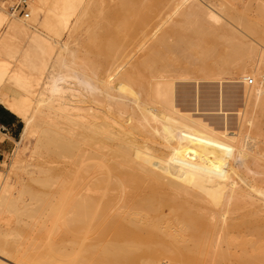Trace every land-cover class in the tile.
<instances>
[{
    "label": "bare ground",
    "instance_id": "bare-ground-1",
    "mask_svg": "<svg viewBox=\"0 0 264 264\" xmlns=\"http://www.w3.org/2000/svg\"><path fill=\"white\" fill-rule=\"evenodd\" d=\"M7 2L0 0V104L25 127L12 152L14 162L6 171L0 170V264H264V167L260 165L264 138L262 145L256 142L264 136V84L257 79L248 84L252 78L244 73L246 64L240 70L236 66L235 80L240 82L234 83L245 84L244 97L254 101L257 116L249 121L254 132L242 131L245 119L241 115L239 132L229 133L231 124L224 129L212 117L196 118L195 113L194 118L195 104L187 108L196 106L190 109L192 114L181 113L175 105L178 99L188 102L191 98L185 92L188 89L184 87L183 92L182 85L176 87V80L191 77L178 74V49L185 43L178 30L180 0H123L117 17L121 21L112 24L110 16L107 24L97 25L95 36L101 30L94 38L99 42L98 58L84 59L75 56L67 41L59 45L60 52H54L55 42L49 49L50 38L31 28V20L38 8L49 6L61 17L66 32L75 18L71 30H76L89 17L93 0H32L21 16L13 13V7L12 13L5 11L2 4ZM210 9L191 5L183 16L195 20L196 33H204L206 19L220 21V14ZM153 21L169 28L159 36L155 33L157 37L152 35L146 53L130 64L134 52H125L129 49L123 50L122 43L133 42L137 30L145 34ZM22 35L29 40L20 39ZM27 40L40 48L39 65L29 60L30 48L19 47ZM87 49V54L93 52ZM43 53L50 56L43 58ZM81 61L86 66L78 68ZM258 62L264 66V53ZM73 75L79 88L69 82ZM178 88L181 97L176 99ZM204 94L208 101L213 97ZM219 97L216 105L208 101L203 105L200 96L201 103L196 102L198 107L215 106L212 113H225L227 99L223 93ZM32 139L33 163L26 161L39 170L35 182L48 191L22 186L13 194L11 173L24 161L22 144ZM239 154L245 159L242 174L236 169ZM20 158L23 161L18 163ZM54 164L64 166L58 169ZM15 224L29 225L45 235L47 254L12 241V233L18 232ZM61 229L63 238L58 237Z\"/></svg>",
    "mask_w": 264,
    "mask_h": 264
},
{
    "label": "rangeland",
    "instance_id": "rangeland-1",
    "mask_svg": "<svg viewBox=\"0 0 264 264\" xmlns=\"http://www.w3.org/2000/svg\"><path fill=\"white\" fill-rule=\"evenodd\" d=\"M8 2L3 5L2 4V8L5 9V11L7 12H11V9L12 7L14 8V11L13 13H16L17 15L21 16L23 15L24 13H26L32 6L31 4V1L32 0H7ZM123 0H93L92 4H91V10L89 11V17L87 19L84 20V23L79 26L78 28H76V30H71L73 25L75 24V18L72 19L69 23V29H68V32L65 31V28L63 27V22H62V19L61 17L58 15V13H56L52 7H49V6H43V7H40L38 8L37 11H35V15L33 17V19L31 20V28L33 29H37V31H39V33H43V35L45 37H48V39L51 41L49 42L48 40V43L49 45H47L49 47V49L52 48V46H54V44L58 43L57 47H56V51L54 50V52H60L62 51V49L60 50L59 49V45H60V48L61 46L63 47V44L64 42L66 43V41L68 42V46L70 47V49L76 51V53L78 54V56L75 54V56L79 59V58H98L96 57L95 55V52L97 50V46L99 44L98 40L95 41L94 38L99 36L100 35V31H98V34H96L95 36V31H97V25L99 24H107V17H113V21H112V24L114 22V24H116V22H119L121 21V19L117 20V17L118 15L120 14L119 12V5L120 3L122 2ZM183 0H180V3H179V6L178 7H181V8H178V24H179V32H181V37L185 40V43L184 44H181L179 47L178 50L179 53H178V61L182 62H178V65L180 68H178V74H182L185 75L186 78H190L188 80H176V87L177 86H181V90L184 92L183 88L185 87V89H188V90H185V92H189V94L191 95V98L190 100L187 102L185 99L181 100V99H178L179 97H181L180 93L181 92H177L176 90H179L180 91V88L178 89H175L176 93L175 94H179L177 95V98L178 99V102L177 100L175 99V105H179V107H177L178 110H180L181 108V113H185V112H189L190 114H192L193 112V117L196 113L197 117L196 118H201V119H208V120H214V122L217 121V123H219L220 125V128L223 127L225 129L226 125L225 124H231L230 126H227L229 127V133H232V132H239V126H238V119H242V117H240L241 115L243 116V119H245V122H244V125L245 126L243 127L242 131L245 132V133H253L254 130L252 129V124L249 123L250 119H251V122H253V120H255L256 118V113H257V110L256 108L251 105V102H254V101H250L248 102V100L244 97V85L245 84H235L234 82L236 81V83L240 82V81H237L235 80L236 78H238L237 74H238V71L241 69L242 65H245V68H244V73L247 75V76H250L252 78V80L248 81V84L251 85L253 84L254 82V79H257L259 81V83H261L262 85L264 84V66H262L260 64L259 66V62H258V59H259V55L261 53H264V0H189L187 1V3H183L182 2ZM192 1V2H191ZM200 1V2H198ZM27 2V3H26ZM202 2V3H201ZM197 3V4H196ZM79 4H80V1H79ZM185 4V5H184ZM195 4V5H194ZM192 5V7H198V6H201V8H203L204 10H206V8H213L212 10L220 15V21L217 23V22H211L210 21H207L206 19V22H204V27H205V32H201V33H196L195 29L196 27H192V25H194V19H189V20H186L185 16H183L187 11L188 9L190 8V6ZM216 5V6H215ZM222 5V6H221ZM183 6V7H182ZM208 6V7H206ZM188 7V8H187ZM217 7V8H216ZM185 9V10H184ZM193 9V8H192ZM210 9V10H211ZM215 9V10H214ZM182 11V12H181ZM182 17V19H181ZM176 17L174 16L173 19H175ZM204 19V18H203ZM183 20V22L181 21ZM74 21V22H73ZM186 21V22H184ZM204 21V20H203ZM224 21V23H223ZM154 22V23H153ZM149 26H151V28L149 27V29L147 30L146 29V32L145 34L142 32V31H139L137 30V32L135 33V36L134 38L136 39V41L133 40L132 41H124L122 43V49L126 48V49H129L128 51L125 50V52H129V53H133L132 54V59H130L129 63L130 64H134L136 63V61H138V59H140V57L142 55H144V53H146L147 51V48L148 46L150 45V40L154 37H157L159 35H161L165 30H167L169 28V25L168 24H162L159 26V21H153ZM156 22V23H155ZM74 23V24H73ZM184 23V24H183ZM186 23V24H185ZM200 23V21H199ZM215 23H217L215 25ZM220 23V24H219ZM223 23V24H222ZM229 23V24H228ZM154 24V26L152 25ZM158 24V25H157ZM210 24V25H209ZM220 25V26H219ZM160 28H158V27ZM168 28H167V27ZM186 26V27H185ZM190 28H189V27ZM210 26V27H209ZM214 26V27H213ZM71 27V28H70ZM147 27V26H146ZM183 27V28H182ZM213 27V28H212ZM224 27V28H223ZM64 28V29H63ZM153 28V29H152ZM163 28V29H162ZM210 28V29H209ZM221 30H220V29ZM157 29V30H156ZM189 29V30H188ZM64 30V32H63ZM195 30V31H194ZM216 30V31H215ZM73 31V32H72ZM157 31V32H156ZM183 31V32H182ZM72 32V33H71ZM85 35H83V33ZM161 32V33H160ZM189 32V34H188ZM212 32V33H211ZM235 32V34H234ZM64 33V34H63ZM143 35H142V34ZM147 33H150V34H147ZM156 33V35H154ZM159 33V34H158ZM214 33V34H213ZM63 34V35H62ZM67 34V35H66ZM195 34V35H194ZM237 34V35H236ZM83 35V36H81ZM138 35H141L139 36V38L137 37ZM147 35V39L148 40H142V36H145ZM150 35V36H149ZM154 35V36H152ZM198 35V36H197ZM201 35V36H200ZM209 35V36H208ZM236 37H235V36ZM152 36V38H151ZM206 36V37H205ZM211 36V37H210ZM224 36V37H223ZM232 38H230V37ZM25 37V36H24ZM23 35L20 36L19 38L21 39H28L27 37L24 38ZM214 37V38H213ZM73 38V39H72ZM87 38H91L92 41H88ZM144 38V37H143ZM200 38V39H198ZM221 38V39H220ZM234 38V39H233ZM242 38V39H241ZM68 39V40H67ZM85 39V40H84ZM198 39V40H197ZM204 39V40H203ZM207 39V40H205ZM29 40V39H28ZM27 40V43L26 45H19V47L23 48L24 46L26 47V50L27 48H30V57L31 60L34 64L33 66L35 65H39V62L38 60H41V57H40V48L38 45H36L37 47H34V43L30 40V42H32L31 44H29L30 42ZM63 41V43H61V41ZM84 40V41H83ZM139 40V41H138ZM188 40V41H187ZM190 40V41H189ZM246 42H245V41ZM72 41V42H71ZM74 41V42H73ZM82 41V42H81ZM147 41V42H145ZM195 43H194V42ZM202 41V42H201ZM204 41V43H203ZM208 41V42H207ZM226 41V42H225ZM244 41V42H243ZM52 42H55V43H52ZM62 44H60V43ZM87 44H86V43ZM137 42V43H136ZM187 42V43H186ZM206 42V43H205ZM211 42V43H210ZM240 42V43H238ZM47 43V44H48ZM78 43V44H76ZM84 43V44H83ZM132 46H131V44ZM142 43L146 45L144 47H141L142 46ZM148 43V44H147ZM210 43V44H209ZM37 44V43H35ZM50 44L52 45L50 47ZM55 44V45H56ZM72 44V45H71ZM86 45L83 46V45ZM206 46H205V45ZM235 44V46H234ZM245 44V45H244ZM249 44V45H248ZM74 45V46H73ZM138 45V46H137ZM191 45V46H190ZM195 47H194V46ZM201 45V46H200ZM229 45V46H228ZM29 46V47H28ZM83 46V47H82ZM131 46V47H130ZM135 46V47H134ZM182 46V47H181ZM187 46V47H186ZM210 46V47H209ZM147 47V48H146ZM186 49H185V48ZM193 47V48H192ZM202 47V48H201ZM209 47V48H208ZM215 47V48H214ZM239 47H243L242 49H238V51H236L235 53V50H237V48ZM251 47V48H250ZM55 48V47H53ZM82 48V49H81ZM85 50H84V49ZM87 48H90L92 49V53L90 54H87L89 49ZM192 48V49H190ZM195 48V49H194ZM213 48V49H212ZM218 50H217V49ZM255 50H254V49ZM20 49V48H18ZM58 49V50H57ZM123 49V50H124ZM133 49V50H132ZM140 49V50H139ZM208 49V50H206ZM231 49V50H230ZM250 49V50H249ZM253 49V50H252ZM23 50V49H22ZM21 50V51H22ZM39 50V51H38ZM45 50H47V47L45 48ZM60 50V51H59ZM82 50V51H81ZM144 50V51H142ZM183 50V51H181ZM186 50V51H185ZM188 50V51H187ZM194 50V51H193ZM196 50V51H195ZM247 50V51H246ZM35 51V52H34ZM47 51H53L52 50H47ZM47 51L45 53H47ZM85 51V52H84ZM136 51V53H135ZM141 51V52H140ZM209 51V52H208ZM231 51V52H230ZM233 51V52H232ZM253 51V52H252ZM49 52V53H50ZM51 53L55 56L56 53ZM182 52L183 55L180 53ZM197 52V54H196ZM204 52V53H203ZM216 52V53H215ZM230 52V53H229ZM241 52V53H240ZM245 52V53H244ZM68 53V52H67ZM86 53V54H85ZM143 53V54H142ZM192 53V54H191ZM238 53V55H237ZM58 54V53H57ZM82 54V55H81ZM186 54V55H185ZM191 54V55H190ZM210 54V55H209ZM240 54V55H239ZM248 54V55H247ZM255 54V55H254ZM29 55V54H28ZM52 55V56H53ZM134 55V56H133ZM139 55V56H138ZM188 55V56H187ZM204 55V56H203ZM236 55V56H235ZM242 55V56H241ZM252 55V56H251ZM43 58H47L46 56H50V55H47V54H44L43 53ZM53 56V57H54ZM83 56V57H82ZM137 56V58H136ZM182 56V57H181ZM184 56H187V57H184ZM191 56V57H190ZM197 56V57H196ZM218 56V57H217ZM239 56V58H238ZM246 56V57H245ZM135 57V58H134ZM139 57V58H138ZM194 57V58H193ZM235 57V58H234ZM241 57V58H240ZM253 57H254V60H253ZM184 58V59H183ZM205 60H202L204 59ZM228 58V60H227ZM237 58V59H236ZM243 58V59H242ZM77 59V60H78ZM136 59V60H135ZM186 59V60H185ZM215 59V60H213ZM28 60V59H27ZM28 60V61H29ZM190 60V61H189ZM210 60V62H209ZM225 60V61H224ZM233 60V61H232ZM238 60V61H237ZM83 61V60H82ZM82 61L80 63H78L79 65L77 66L78 68H83L85 67L86 65L82 63ZM132 61V62H131ZM207 61V62H206ZM237 61V63H236ZM85 62V61H84ZM186 62V63H185ZM195 64H193V63ZM198 62V63H197ZM207 66H206V64ZM209 62V63H208ZM212 62H213V65H212ZM226 62V63H225ZM240 62V63H239ZM189 63V64H187ZM203 63V64H202ZM226 66H225V64ZM229 63V65H228ZM258 63V64H257ZM29 64V62H28ZM183 64H185L183 66ZM220 64V65H219ZM190 65V66H189ZM208 65L210 67H212V69H210L208 67ZM239 65V66H238ZM259 67H258V66ZM127 67H129L128 65H126ZM199 66V67H198ZM205 66V67H204ZM238 66V68L236 67ZM262 66L263 70L260 68ZM189 67V68H187ZM191 67V68H190ZM223 67V68H222ZM231 67V68H230ZM198 68V69H197ZM207 68V69H206ZM209 68V69H208ZM237 68V70H236ZM186 69V70H185ZM193 69V70H191ZM197 69V70H195ZM228 69V70H227ZM234 69V70H233ZM183 70V72H182ZM200 70V71H199ZM206 70V71H213V73L209 74V73H204L203 71ZM221 70V71H220ZM225 70V71H224ZM181 71V72H180ZM189 71V72H187ZM193 71V72H192ZM195 71V73H194ZM219 71V72H218ZM230 71V72H229ZM232 71V72H231ZM180 72V73H179ZM36 73V72H35ZM188 73V74H187ZM191 73V74H190ZM199 73V74H198ZM201 73V74H200ZM232 73V74H231ZM213 74V75H212ZM202 75V76H201ZM219 75V77H218ZM228 77H227V76ZM233 75V77H232ZM76 75H73V78L75 77ZM198 76V77H197ZM205 76V77H204ZM221 76V77H220ZM77 77V76H76ZM69 78V82L70 84L72 83V86H76L79 88V84L77 83L78 82V79L77 78ZM196 77V78H195ZM202 77V78H201ZM261 79H260V78ZM194 78V79H192ZM211 78V79H210ZM218 78V79H216ZM229 78V79H228ZM77 79V80H76ZM232 79V80H231ZM192 80V81H190ZM198 82H197V81ZM210 80V81H209ZM217 80V81H216ZM75 81V82H74ZM220 81V82H219ZM226 81V82H225ZM186 84H185V83ZM229 82V83H227ZM263 82V83H262ZM184 83V84H183ZM204 83V84H203ZM231 83V84H230ZM75 84V85H74ZM78 84V85H77ZM192 84V85H191ZM213 84V85H212ZM219 84V86H217ZM223 84V85H222ZM188 85V86H187ZM194 85V86H193ZM207 87H206V86ZM225 85V86H224ZM243 85V86H242ZM227 86H230V87H227ZM222 87V88H220ZM225 87V88H224ZM227 87V88H226ZM243 87V89H242ZM200 88V89H199ZM203 88V89H202ZM194 89V90H193ZM219 89V90H218ZM222 89H224L222 91ZM230 89V90H228ZM199 90H202V91H199ZM240 90V91H239ZM192 91V92H190ZM210 95H212V99L210 101H208L206 99L205 94L206 92ZM210 91V92H209ZM238 93H236V92ZM204 92V93H202ZM243 92V93H242ZM194 93V94H193ZM196 93V94H195ZM199 93V94H198ZM223 93V95H225V98L227 99L226 102L224 103H228L224 106V108L228 111H225V113H221V112H217L216 110H214L212 113L211 110H213V108H215V106L213 107V105L211 106V104L213 103L214 105L218 104L219 102L217 101H220V95ZM233 93V94H232ZM194 96H193V95ZM202 94V95H200ZM196 95L198 96V99H199V96H200V99H201V102H203V105L205 103V101H208V103H211L209 104V107H206V106H202V107H206L205 109L202 108L203 111H199L201 108L198 107V103L200 101V99L198 100ZM209 95V96H210ZM243 95V96H242ZM203 96V97H202ZM231 96L232 99L230 101V98L228 99V97ZM239 96H242V97H239ZM176 97V96H175ZM195 97V99H193ZM217 97V98H216ZM219 97V98H218ZM205 100H204V99ZM193 99V100H192ZM203 99V100H202ZM217 99V100H216ZM241 99V100H240ZM198 100V103L196 102ZM196 103H195V102ZM237 101L239 103H237ZM200 102V103H201ZM216 102V104H215ZM243 102H246L243 103ZM188 105H187V104ZM199 103V104H200ZM250 107H249V105ZM193 104H195L198 108V109L195 105L194 107H196L195 109L197 110H194V107L193 108H190L191 111H193L191 113L190 109H187L189 107H191ZM202 105V104H201ZM233 105V106H232ZM244 105V106H243ZM245 105H246V108H245ZM184 106V107H183ZM231 109H229L230 107ZM248 106V107H247ZM243 107V108H242ZM183 108V109H182ZM212 108V109H210ZM218 108V107H216ZM247 110H245V109ZM253 108V109H252ZM193 109V110H192ZM209 109V110H208ZM243 109V110H241ZM253 111H252V110ZM189 110V111H187ZM207 110V111H206ZM210 111V112H209ZM233 111V112H232ZM235 111V112H234ZM240 112H244L246 114H241L239 113ZM249 111V112H248ZM252 111V112H250ZM256 111V112H255ZM199 112H201L200 114H198ZM206 112V113H205ZM208 112V113H207ZM251 113V114H250ZM225 114H228V123L227 121L225 122V120H227V117L225 116ZM236 114V115H235ZM249 115V117L251 118H248L247 116ZM207 115V116H206ZM253 115V117L251 116ZM256 115V116H255ZM205 116V117H203ZM209 116V117H208ZM237 116V118H236ZM212 117V118H210ZM245 117V118H244ZM195 118V117H194ZM215 118V119H214ZM224 118V119H223ZM247 118V119H246ZM253 118V119H252ZM217 119V120H216ZM208 120H206L208 122ZM221 120V121H220ZM224 120V121H223ZM232 120V121H231ZM248 120V122H246ZM209 121V122H211ZM223 121V122H222ZM234 124H233V123ZM224 123V124H223ZM246 123V124H245ZM251 124V127L249 124ZM234 126H233V125ZM248 124V125H247ZM25 125V124H24ZM225 126V127H224ZM238 126V127H237ZM226 127V128H227ZM234 127V128H233ZM251 129H250V128ZM222 128V130H224ZM249 128V131H247ZM245 129V131H244ZM253 130V131H252ZM264 132V130H263ZM264 135V133L262 134ZM264 138V136L261 137V139H257L256 142H259L258 144L262 145L261 143V140ZM29 142V143H27ZM33 143V144H32ZM34 139L30 140V141H26L22 144V147L20 148V150L24 149V154H23V159L24 161L22 160V158H20L19 160H17V162L19 161H23L22 163L18 164L20 166L16 167L15 171H13L10 176V180L9 182L12 184V186L15 185V188H12L14 189V193L13 194H16L15 192L19 190V188H21L22 186L23 187H26V188H29V189H33V190H36V189H40L42 191H48V188H43L41 186H39L36 182H35V179L39 176L37 173H38V169L35 168L34 166H29L27 161L29 162V164H32L33 163V159L31 158V151H32V147H34ZM18 146H15V149L17 148ZM14 149V150H15ZM29 150V151H28ZM30 154V155H29ZM29 155V156H28ZM27 156V157H26ZM238 156V155H237ZM236 156V158H237ZM240 154H239V158H237V164L239 165V167L236 166V169L238 170V172L240 174L243 173L244 171V168L245 167H242L243 166V162L245 161L244 157H241L240 158ZM27 160V161H26ZM243 160V161H242ZM4 162L6 164H4ZM4 162L0 165V170L1 171H6L7 170V167L8 165H10L12 162H14V156H13V153H11L10 155H8ZM260 165H262L264 167V156L261 157V161H260ZM17 166V165H16ZM53 166H55L54 168H62L64 165L63 164H54ZM241 167V168H240ZM35 171V172H34ZM252 172V171H251ZM253 175V172L251 173ZM36 176V177H34ZM254 176V175H253ZM255 176H258L261 178V175L257 174ZM35 178V179H34ZM34 180V181H33ZM20 186V187H19ZM28 186V187H27ZM32 187V188H31ZM262 187L264 188V184H262ZM13 191H11L12 193ZM20 201H24V200H20ZM19 203H22L20 202ZM26 202H29L26 200ZM8 216V215H7ZM9 217V216H8ZM5 218L7 219V217L4 215V221L5 222ZM6 223V222H5ZM2 224V230H6V225L4 226V224ZM15 227L18 232L17 233H12V237L10 238L12 241H17L19 240L20 244H22L23 246L26 245L25 247L28 248V250L31 248V249H35L36 252H45V254H47V249H46V246L47 245V239L45 237V235L43 234H37L38 232L35 231L33 229V231L31 230L32 227H24L23 225L21 224H15ZM58 237L59 238H63L64 237V230H60L59 233H58ZM92 234H89V236H87V240L85 243L89 244L90 243V237L92 238V236H90ZM89 237V239H88ZM35 250L33 252H35ZM31 252V251H30Z\"/></svg>",
    "mask_w": 264,
    "mask_h": 264
},
{
    "label": "crops",
    "instance_id": "crops-1",
    "mask_svg": "<svg viewBox=\"0 0 264 264\" xmlns=\"http://www.w3.org/2000/svg\"><path fill=\"white\" fill-rule=\"evenodd\" d=\"M24 127V122L18 116L0 104V165L14 151Z\"/></svg>",
    "mask_w": 264,
    "mask_h": 264
},
{
    "label": "built area",
    "instance_id": "built-area-1",
    "mask_svg": "<svg viewBox=\"0 0 264 264\" xmlns=\"http://www.w3.org/2000/svg\"><path fill=\"white\" fill-rule=\"evenodd\" d=\"M13 9V8H12Z\"/></svg>",
    "mask_w": 264,
    "mask_h": 264
}]
</instances>
